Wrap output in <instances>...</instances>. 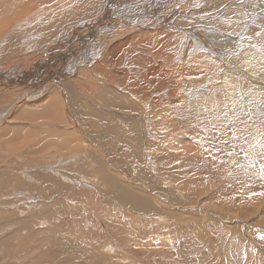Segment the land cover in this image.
<instances>
[{"label": "bare ground", "instance_id": "obj_1", "mask_svg": "<svg viewBox=\"0 0 264 264\" xmlns=\"http://www.w3.org/2000/svg\"><path fill=\"white\" fill-rule=\"evenodd\" d=\"M258 44L264 0H0V264H264Z\"/></svg>", "mask_w": 264, "mask_h": 264}, {"label": "rangeland", "instance_id": "obj_2", "mask_svg": "<svg viewBox=\"0 0 264 264\" xmlns=\"http://www.w3.org/2000/svg\"><path fill=\"white\" fill-rule=\"evenodd\" d=\"M57 5H58V3L55 4V6H57ZM135 10H136V9H135ZM135 10H134V11H135ZM134 14H136V13L133 12V15H132L131 18L128 19V20L123 19L122 17H121V18H114L113 20H118V21H120V22H122V23H124L125 25L128 26V25L133 24L134 22H135V23L138 22L137 19H134V18H135V15H134ZM251 30H252V29H251ZM252 47H253L252 44H251V45H248L247 48L244 49V50L242 51L241 55H243L244 52H245L247 49L252 48ZM257 47H259L260 50H261V52L264 54V46L261 45V44H258ZM8 61H9V60H7L6 62H8ZM240 63L243 64V63L241 62V60H240ZM248 109H249V108H248ZM250 111H251V110L249 109V112H250ZM210 130H211V132H213V125H212V123L210 124ZM230 130H233V131H234V129H233L232 127H229V131H230ZM212 135H213V133H212ZM205 136L208 137L209 134L206 132ZM230 193H231V192H230Z\"/></svg>", "mask_w": 264, "mask_h": 264}]
</instances>
